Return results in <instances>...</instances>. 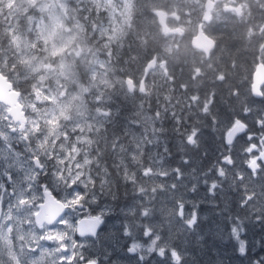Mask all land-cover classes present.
I'll return each instance as SVG.
<instances>
[{
  "label": "trees",
  "instance_id": "trees-1",
  "mask_svg": "<svg viewBox=\"0 0 264 264\" xmlns=\"http://www.w3.org/2000/svg\"><path fill=\"white\" fill-rule=\"evenodd\" d=\"M197 1L191 5L190 0H180L173 6L178 8L182 22L194 18L197 7L204 0ZM155 2L132 0L129 21L115 37L103 35L99 24L96 25L98 30H94L89 23L84 24L88 30L75 36L73 45L80 46L82 51L70 57L69 63L74 66L76 76L84 81L83 94L90 95L81 104L80 100L74 101L66 120L60 118L70 136L80 127L84 129L83 135H87V141L79 143L83 147L77 150L75 159L82 160L84 168L86 149L91 146L93 164L103 165L110 175L107 180L110 190L106 196L115 201V207L118 202L126 204L136 198L130 211L118 213L114 227L111 226L112 233L123 234L121 220L131 223V235H126V240L136 235L144 241L142 234L150 229L152 237L156 234L158 238L153 244L154 251L167 249V255L173 258L169 253L175 249L181 257L170 264H264V158L258 159L255 170L248 165V160L257 154L250 144L264 149V124H261L264 96L254 97L251 92L254 64L262 58L260 37L244 32L239 25L227 24L221 35L215 36L213 51L201 59L193 51L189 52L192 49L190 35L170 36L161 30L155 15ZM11 5L9 9L0 8V53L6 55L9 63L0 71L22 95L28 92L31 96L30 87L37 83L51 84L55 79L54 75L47 74L40 81V71H35L27 61V56L29 58L33 52L46 51L38 48L40 37L37 32L35 36L32 27L34 18L39 19L44 12L33 14L32 5L27 10L15 2ZM70 5L78 13L74 17L76 20L94 21L93 10L87 8L91 3L66 0L67 14L73 18ZM83 8H87L85 17L82 16ZM103 12L98 13L92 26L104 18ZM5 20L10 23L6 30ZM206 32L212 35L211 30ZM16 36L23 37L27 43L20 39V43L10 40ZM152 57L157 64L144 76L142 68ZM97 59L100 64L108 61L104 64L109 69L105 79L92 77ZM127 76L136 84L133 92H128L124 85ZM143 78L144 90L140 92ZM68 86L76 88L75 83L68 82ZM84 106H89L90 116L76 119ZM156 109L164 110L157 114L156 122L134 118V115L144 118L147 112L149 115ZM236 122L245 124L246 128L227 144V128ZM147 123L150 126L156 123V133L163 136L168 145V148L164 146L167 150L162 158L164 161L157 167L155 176L149 178L143 173L152 135ZM138 133L142 136L136 148L133 145L139 140ZM135 163L140 167L138 177L120 179L123 173L139 171ZM7 168L0 159V197L4 195L2 185L6 183ZM207 173H225L231 178L201 176ZM210 181L215 183L214 195L211 186L203 187V183ZM226 182L232 183L226 185ZM172 185L176 186L175 190ZM230 189L235 192L234 201L230 195L226 197H230L228 204L235 208L224 210L221 208L224 191ZM181 202L188 205L184 211L187 216L199 205V219L194 228L185 227V222L183 225L176 223ZM168 216L173 217L171 229L167 227ZM211 221L219 222L213 226L209 224ZM166 239L169 245H165ZM245 242L246 252L241 254L239 249Z\"/></svg>",
  "mask_w": 264,
  "mask_h": 264
},
{
  "label": "rangeland",
  "instance_id": "rangeland-1",
  "mask_svg": "<svg viewBox=\"0 0 264 264\" xmlns=\"http://www.w3.org/2000/svg\"><path fill=\"white\" fill-rule=\"evenodd\" d=\"M66 0H6L2 6L4 9H9L12 3H16L27 10L32 5V13L44 12L39 19L34 18L32 27L38 33L41 41L40 47L46 50L44 53L33 52V54L27 56V61L32 65L35 71H40V81L44 80V76L47 74L54 75V80L51 84L49 82L37 83V85L30 87L31 96L28 92L24 93L20 99L23 107L26 111L27 123L22 131L17 130V124H14L11 118L7 114V109L4 105H0V159L8 166L7 173L11 172L14 179L11 187L14 192L3 191V196L0 199L4 201V208L0 211V216L3 214V223L0 224V264H20L17 260L12 261L13 245L16 243L18 247H22L23 251L29 254L32 260V264H59L62 258L70 256V251L78 252L80 250L79 243H86V240L76 239L74 237L75 222L82 217H89L87 208L80 209L82 203H79L81 199L73 203V198H68L69 205L66 214L59 219L58 223L46 229H39V226L34 222V214L38 211L39 205L42 202V185L43 181L40 180L41 167L37 164V158L39 164L43 165L46 158H54L57 168L62 171L61 167L67 166L69 168L68 176H75L79 174V168L74 167L72 159L68 156L74 157L77 154V149H80V144L84 141L83 135L84 129L77 128L70 136L69 134L62 139L63 134H67L65 125L62 126L60 118L67 119L68 110L73 106L74 100L83 95L84 81L76 76L74 66L69 63L70 57L80 55L81 47L76 44L73 45V40L78 32L81 30L82 25L89 23L94 30H98L96 23L92 26L98 12L93 14L94 21L92 24L87 21H77L74 17L77 16V12L70 5V12L74 15L70 21L69 26H65L64 18L70 19L67 14L65 4ZM88 4L89 0H86ZM124 1V0H121ZM190 4H193V0H190ZM113 1L109 0L103 6L112 4ZM186 2V1H185ZM100 4L99 2H96ZM187 3V2H186ZM195 3V2H194ZM101 5V4H100ZM190 5V6H191ZM121 6V5H120ZM81 8V7H79ZM84 9V8H83ZM121 8H117L115 12H118ZM192 9V8H191ZM124 12L128 17L129 3L126 1L124 5ZM195 11V10H194ZM197 12V10H196ZM194 13V12H193ZM40 14V13H38ZM119 17L116 14L110 15L102 22L100 32L103 35H112L115 37V29L119 24ZM64 21V22H63ZM108 21V22H107ZM29 24H27L28 26ZM85 26V25H84ZM66 29V31H64ZM24 40L23 37L16 36L13 38L14 42L20 43ZM44 42V46H43ZM19 46V45H18ZM57 55V57H53ZM101 57V55H100ZM154 59V57L150 58ZM100 59L95 60L96 69L95 74L92 77L98 79L108 76L109 69L106 65L97 63ZM145 69V68H144ZM142 68V71L144 70ZM102 70L103 72L97 74ZM143 73V72H142ZM68 82L75 83L76 88L68 86ZM92 82H90L91 85ZM144 86V85H143ZM127 88V86H126ZM142 88V87H140ZM128 89V88H127ZM90 98V96H88ZM82 99V98H81ZM82 102V101H80ZM90 116L89 111L83 109L76 119ZM148 120H150L148 118ZM151 122V121H150ZM124 124L127 125L124 121ZM255 123L251 125L254 126ZM16 127V130L12 131V127ZM150 127V125L148 126ZM154 127H156L154 125ZM134 135V134H133ZM73 136V137H72ZM151 140L154 141L156 147L159 146V140L165 141V138L159 137V135H151ZM51 142L47 144V142ZM139 141L133 145L138 147ZM56 143V144H55ZM47 144L46 148L44 146ZM54 144V146H53ZM70 146L72 153L68 155L61 152V148ZM132 146L131 144L129 147ZM63 161H68L67 165H63ZM251 160H248L250 162ZM61 165V166H60ZM147 167V166H144ZM56 170H54L53 182L56 181ZM7 175V174H6ZM58 175V174H57ZM63 178V177H62ZM59 179V177H58ZM61 180L56 184L59 187ZM40 185L41 187H38ZM3 186V185H2ZM31 189V191H29ZM6 192V193H5ZM65 196L68 195L65 193ZM83 214V215H81ZM11 220L15 221L12 224ZM1 222V221H0ZM7 222V223H5ZM111 226V225H110ZM148 228V224L145 226ZM153 233H155L153 231ZM171 237V233L169 234ZM157 235H152L148 240L134 241L137 247L147 253H150L149 249L153 251V240H156ZM165 245H169L170 241L166 239ZM43 241V242H42ZM53 241V247L56 248L52 252H49L48 243ZM46 244V246H44ZM135 245V246H136ZM67 246L69 253L67 255L62 254V247ZM35 249V251H33ZM151 251V252H152ZM159 251V250H158ZM15 254V253H14ZM147 255H145L146 257ZM148 259L151 264H160L153 259V254L150 253ZM184 264H190L185 262Z\"/></svg>",
  "mask_w": 264,
  "mask_h": 264
},
{
  "label": "flooded vegetation",
  "instance_id": "flooded-vegetation-1",
  "mask_svg": "<svg viewBox=\"0 0 264 264\" xmlns=\"http://www.w3.org/2000/svg\"><path fill=\"white\" fill-rule=\"evenodd\" d=\"M77 1V0H74ZM109 0H89V2H91V6L87 7L90 10H93L92 12L95 14V11H97L98 13L101 11H104V19L109 18L110 15L116 14L119 17V24L117 26V28L115 29L116 33L120 32L126 25H127V20L125 18V12L123 10L124 5L126 4V1L129 3V7L132 4V0H124V3L122 4V8L120 6L119 3H117V5L114 4V2H116L117 0H111L113 1L111 5H106L103 7V4L107 3ZM156 1L154 3V7L156 8V19L157 22L161 28V30L164 32H167L170 36H184V35H190V37H192L197 29V27L199 26V24H203L204 28L207 30H211L212 32V37L214 38V40H216L215 36H219L222 33V30L224 28L225 25L227 24H233V26H237L239 25L240 28L243 29L244 32H253L255 34H257L260 37V47H259V51H260V55H261V59H257L255 61L254 64V68L257 66V64L259 62H263L264 63V0H204L198 7H197V12L196 15H194V18L191 19H187V21L184 23L182 22L179 17H178V13L177 10L178 8H173V6L175 4H178V2H180V0H154ZM194 2L198 3L197 0H193ZM210 1V2H209ZM96 2H99L101 4V7L99 9H96V7L100 6V4H97ZM208 2L211 3V5L209 6V11L207 12V6H208ZM93 7V8H92ZM95 7V8H94ZM121 8L118 12H115L117 10V8ZM87 8H85L83 10V15L87 14ZM179 11H181V9H179ZM159 12L162 14V18L164 21V25L162 27V25L159 22ZM193 14H189L188 16H192ZM81 16V18H82ZM108 22V21H107ZM173 24H172V23ZM212 22L214 24H212ZM10 26V23L7 22V20L4 21L3 23V27L6 30L8 27ZM11 36V35H10ZM12 40V39H10ZM191 41V39H190ZM216 44V41H215ZM215 44L213 46V48L208 52H204L201 51L197 48L192 47L191 43L190 46L192 49H189L190 51H193L194 53L198 54L200 56V58H207L209 56V54L213 51ZM7 45V43H6ZM3 50V49H2ZM6 52V49L4 50ZM3 55V56H2ZM189 55H192L191 53H189ZM5 54L0 53V66H5L6 63H8V59L5 58ZM193 57V55H192ZM108 61H105V64H107ZM156 66V65H155ZM155 68V67H154ZM253 73V72H252ZM253 75V74H252ZM253 77V76H252ZM264 88V83L261 86V89ZM141 90L140 92H142L144 89H139ZM252 92V89H251ZM85 96H90L85 95ZM1 105V104H0ZM4 108H6L4 106ZM164 110H153L151 113L147 112V115L149 117L150 120H148V117L146 118V116L144 118H136V115H134V118L139 120V121H143V122H153L157 120L156 116L159 113H163ZM151 116V118H150ZM147 125L149 126L150 124L147 123ZM156 125V123H155ZM151 128V134L152 135H159L156 133V129L157 127H154V125L152 124L150 127ZM142 134L138 133V137L139 139L141 138ZM147 137V135H146ZM160 138H162L159 135ZM150 139H152L150 137ZM190 142H192V139L190 138ZM51 142H47V144H50ZM160 144V147L155 149L156 145L154 143L153 140L150 141L149 143V147H148V156H147V161H146V166L147 164H149V167H144L143 168V173L145 175V177L147 176L152 177L155 176L156 171H157V167L164 161L163 156L165 155L166 151L164 146L168 145L166 144V141H162V139L159 140L158 142ZM47 144L44 146V149L46 148ZM165 144V145H164ZM54 145V144H53ZM251 148L254 149V151L257 153L256 156L252 157L250 160V162L248 163L249 166L254 165V169H257L258 167V162L260 159L264 158V149L262 147H258L255 146L253 144H250ZM92 149L91 146H88V150L86 149V156L84 159V168L78 166V161H76L73 158H69L72 159V163L74 165V167L79 168V174L75 175V176H68V171L69 168H67V166H65L64 168H62V171L60 169L57 168V165L54 158H51L49 160V158L45 159V162L43 164V168H41V172H40V180L39 181H43V185L47 184L49 185V187L54 188L55 186V182L57 181L58 177L61 180L64 181H69V183L71 185L75 184L76 188H72L71 190L72 192H74V196H73V200L72 202L75 203L78 200V197L81 199V201L79 203L83 204V207L80 208L81 210L84 208H87V213H89V209L91 210V214H89V216H92L95 214V212H97L99 215L104 214V208L109 206L111 207V213H112V220L116 221L117 215L118 213H122V212H126V211H130L132 209V206L134 205L136 198L129 200L128 203L124 204L122 202H118V204L115 207V201H110L109 198L106 196V193L108 192V190H110V188H108V176H110L107 173V169L103 166V165H99L98 167L95 166L93 164V157H92ZM262 156V157H261ZM260 158V159H259ZM259 159V160H258ZM63 165H67L68 161H63L62 162ZM130 164V163H129ZM61 166V165H60ZM134 167L136 168V170H139L138 172H134L132 174L126 173V174H122L121 177H119L120 179L124 178L125 176H133V177H138V174L140 172V167H139V163H135ZM54 170H56L55 172L58 174H56L57 179L55 182H53V177H54ZM45 173H47V175H45ZM176 175H178L180 177V174L175 171ZM202 177L204 176H211V177H225V178H231V175H225V173H218V174H212V173H207V174H201ZM63 177V178H62ZM232 182H226V185L231 184ZM70 185V186H71ZM215 185L214 182H205L203 183V187H207V186H212ZM217 185V184H216ZM107 187V188H106ZM48 190L46 188L42 189L41 192ZM213 190V189H212ZM2 191H5L4 188H2ZM77 191L79 193L83 194V199L81 198L80 195H77ZM227 195H230L231 197V201H234V195L235 192L233 189H230L229 192L224 191V196H223V201L221 204V208L224 210H228L231 208H235V206H231L228 204V202L230 201V197L229 199H227ZM216 196V195H215ZM96 198H98L99 202L98 203H93L92 201L95 200ZM72 203V204H73ZM107 208V210H108ZM179 214V211H178ZM177 214V217H178ZM185 219L184 221H181L177 218L176 223L177 224H181L183 225V222H186L187 220V216L186 214L184 215ZM109 219H106V216L104 215V222L102 227L100 228V230L98 231V241L97 239H94L91 236H84V237H78V238H83L82 240H88L89 242V247L95 251L94 254L92 255H96L99 256L100 259V264H113V262H115V264H144L142 263L140 260L137 259L136 255H129L126 253V250L124 248H120L118 250H115V252L113 254H111V256H109L108 260L105 261L103 259V257L105 255L108 254V252L113 248L112 246H110V244L108 243L107 240V233L110 231L108 229V227L110 226L109 224ZM58 221H55L51 224L44 222L39 228L42 229H46L49 225H53L54 223H57ZM218 222H209L210 225L215 226L216 224L218 225ZM3 223V215L1 217V222L0 224L2 225ZM121 225H123L124 229H130V222H123L121 220ZM173 225V217L172 216H168L167 217V227L168 229H171ZM223 225V223H222ZM1 232V230H0ZM119 237V241L121 243L124 242V239L126 237V235H118ZM113 240L116 241V238L113 237ZM114 244V242H113ZM48 249L49 252H52L53 250H55L56 248L53 247V241L48 243ZM44 246H46V244H44ZM12 250L14 251V253H12V256H16L17 260L20 262V264H32V260L29 257V254L26 253L25 251H23V248L18 247V245L15 243L13 245ZM69 253V250L67 252H62V254L67 255ZM71 251H70V255H71ZM90 255V256H92ZM153 259H155V257H153ZM38 264H41V262H38Z\"/></svg>",
  "mask_w": 264,
  "mask_h": 264
},
{
  "label": "water",
  "instance_id": "water-1",
  "mask_svg": "<svg viewBox=\"0 0 264 264\" xmlns=\"http://www.w3.org/2000/svg\"><path fill=\"white\" fill-rule=\"evenodd\" d=\"M211 3L208 2L207 8ZM160 22L164 25L163 18L160 17ZM191 45L194 48H198L201 51L208 53V51L213 48L214 41L206 33L203 32L200 25L197 32L191 38ZM155 64V59H151L146 63L145 71H150ZM264 82V66L259 64L253 75L252 90L254 95L259 96V87ZM143 83V82H142ZM141 83V85H142ZM125 84L129 91L133 90V80L131 77L125 78ZM19 93L16 89L12 88L10 81L0 73V103L8 107L7 113L10 116L13 123H19V129L22 130L26 124L25 111L23 110V105L18 100ZM243 129L241 123L233 124L225 134L226 143H231L236 136V134ZM14 130V128H12ZM254 168V165H251ZM44 202L41 203L40 209L35 213V221L37 223L53 222L57 217H59L65 211V205L55 200L49 193L44 192ZM99 219L93 218H81L76 222V233L79 235L93 234L97 232V225ZM101 226V225H100ZM99 226V227H100Z\"/></svg>",
  "mask_w": 264,
  "mask_h": 264
},
{
  "label": "snow or ice",
  "instance_id": "snow-or-ice-1",
  "mask_svg": "<svg viewBox=\"0 0 264 264\" xmlns=\"http://www.w3.org/2000/svg\"><path fill=\"white\" fill-rule=\"evenodd\" d=\"M6 0H0V8H2V6L5 4ZM261 95L264 96V88L261 89ZM261 124H264V121H261ZM230 159V157H229ZM37 164L43 168L44 166L39 164V159L37 158ZM177 172H179V169H176ZM45 175H47V173H45ZM14 177L13 175L11 174V172H9V174L4 177V180L6 181V183H3V188L5 191H9V192H14V189L11 187L12 185V181H13ZM38 187H41L40 185H38ZM72 188H76V185L73 184L71 185ZM175 185H172V188L173 190H175ZM212 189H213V192L212 194L214 195L215 192H214V189H215V185H212L211 186ZM42 188H46L48 189V191L51 192V194L56 198V199H61V194L59 191H57L56 188H51L49 187V185L47 184H44L42 185ZM29 191H31V189H29ZM192 191L195 192L196 191V188L193 187L192 188ZM77 195H80L81 198L83 199V194L82 193H79L77 191L76 193ZM93 203H98L99 200L98 198H96L95 200L92 201ZM189 204H191V201L188 202ZM79 207H83V204L79 205ZM188 205L184 204L183 202H181L179 205H178V208H179V214H178V219H180L181 221H184L185 219V216H184V211H185V208H187ZM198 207L199 205L196 206V208H193L191 211H190V215L189 217L187 218L186 222H185V227H189V228H194V226L197 224L198 222V219H199V215H198ZM4 208V201L3 199H0V211H2ZM89 214H91V210L89 209ZM109 213L105 212L104 214L102 215H99V221H98V225H97V232L96 233H93L92 236L94 239H97L98 240V229H99V226L101 224H103L104 222V215H107ZM83 215V214H81ZM7 223V222H5ZM124 235H128L130 236L131 235V230L130 229H125L124 232H123ZM151 230L150 229H146L144 232H143V238L144 240H148V238L151 236ZM79 235V234H77ZM236 238L238 239L239 236H238V233L236 234ZM158 239V238H157ZM157 242V240H153V244H155ZM79 243V246H80V251L79 252H72V254L68 257H65V258H62L60 261H59V264H100V257L99 256H96V255H92V256H86L83 249L85 247H88L87 244H84V243ZM135 246L133 244V242H129V245L127 247V251L129 253V255H136L135 253V250H134ZM33 251H35V249H33ZM68 251V248L67 246H63L62 247V252H67ZM149 251L151 252L152 249H149ZM168 251L167 249H164V248H161L158 252H156L155 254L156 255H159L161 258L164 257V254L165 252ZM239 251L241 252V254H244L246 252V242L244 243V246L243 247H240ZM171 256H173L175 258L176 261H179L181 259V257L178 255V253L176 252L175 249H172L171 252L169 253ZM109 256H111V252L109 251L107 255H105L103 257V259L105 261L108 260ZM137 259L140 260L141 262L143 261L144 257L143 256H139L137 255ZM113 264H115V262H113Z\"/></svg>",
  "mask_w": 264,
  "mask_h": 264
}]
</instances>
